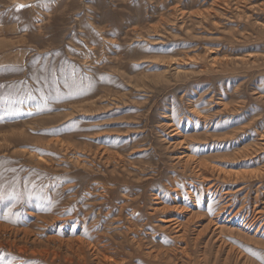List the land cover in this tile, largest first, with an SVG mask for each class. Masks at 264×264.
<instances>
[{"label": "rangeland", "instance_id": "obj_1", "mask_svg": "<svg viewBox=\"0 0 264 264\" xmlns=\"http://www.w3.org/2000/svg\"><path fill=\"white\" fill-rule=\"evenodd\" d=\"M0 84L4 264H264V0H0Z\"/></svg>", "mask_w": 264, "mask_h": 264}, {"label": "bare ground", "instance_id": "obj_2", "mask_svg": "<svg viewBox=\"0 0 264 264\" xmlns=\"http://www.w3.org/2000/svg\"><path fill=\"white\" fill-rule=\"evenodd\" d=\"M128 227H130V226H128ZM125 231H127V230H124V232ZM128 237H130V239L125 237L127 242H128L127 245L129 246L128 248H130L133 253L131 252V250H128L125 247L124 243L121 242L120 240H119L120 242L111 243L113 245L111 249H109V247L107 249L106 245L102 246L105 249L102 248V247L99 248L97 246H93L94 254H95L94 256H95V259H96L95 263L96 264H128L130 259L133 257V254H135V253L136 254H140L141 257H139V258L144 260V262L146 264H167V262H171L172 261V260H168V259H176V260L181 259V260H183L182 262L184 264H186L187 260L189 259L188 258L189 254L187 252V247H175L174 249H170V250H165V249L164 250H161V249H153L152 250V249H148L147 251H145V249L142 250L143 242H142L141 238H139V239L137 238L136 240H133L134 236L132 237L130 235ZM77 246L78 247L76 249V252H77L76 255L79 256L82 253V248H83L84 245L83 244H81V245L79 244ZM78 251H80V252H78ZM73 254H75V253H73ZM185 258H187V259H185ZM182 262H180V263L183 264ZM173 264H177V263L173 262Z\"/></svg>", "mask_w": 264, "mask_h": 264}, {"label": "snow or ice", "instance_id": "obj_3", "mask_svg": "<svg viewBox=\"0 0 264 264\" xmlns=\"http://www.w3.org/2000/svg\"><path fill=\"white\" fill-rule=\"evenodd\" d=\"M30 6L31 5H20L19 7L23 8V7H30ZM45 6H46V4H45ZM4 87H5V85L0 84V88H4ZM29 99H33V97L29 96ZM9 195H15V193H4V192H0V202H3L4 200H6ZM0 264H4L3 258H0Z\"/></svg>", "mask_w": 264, "mask_h": 264}]
</instances>
